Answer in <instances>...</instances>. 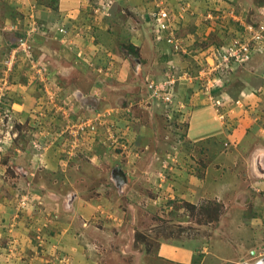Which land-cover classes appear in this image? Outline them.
I'll list each match as a JSON object with an SVG mask.
<instances>
[{
  "label": "rangeland",
  "instance_id": "1",
  "mask_svg": "<svg viewBox=\"0 0 264 264\" xmlns=\"http://www.w3.org/2000/svg\"><path fill=\"white\" fill-rule=\"evenodd\" d=\"M57 2L0 0V264H243L262 252L264 185L247 181L264 167L252 173L243 143L264 135H188L198 103L229 132L252 127L246 116L264 127V94L247 89L263 82L264 51L217 88L199 78L216 47L264 26V0H90L71 21ZM162 8L186 52L156 38ZM217 179L225 199L204 196Z\"/></svg>",
  "mask_w": 264,
  "mask_h": 264
},
{
  "label": "crops",
  "instance_id": "2",
  "mask_svg": "<svg viewBox=\"0 0 264 264\" xmlns=\"http://www.w3.org/2000/svg\"><path fill=\"white\" fill-rule=\"evenodd\" d=\"M57 1H58L57 2L58 16L63 18L66 21H71V19H70L71 17H73V18L77 17L78 18L79 15L77 13L80 12L82 9H86L90 6V0H57ZM51 11H52V13L55 14L54 10H51ZM255 57L256 56H254V58ZM248 65H251V64H248ZM244 81L248 86L250 85V83L248 82L250 80L245 79ZM178 86L179 85H177V87ZM257 87H258V85H251V87H248L247 89H249V92H251V94H252L253 89L257 88ZM221 90H224V89H221ZM220 97L224 98L225 103L228 102V99H226V96L220 94ZM255 99L256 98H254L253 100L255 101ZM195 108L196 109L194 110V113L192 116V120L190 123L189 135H188L193 140H199L201 138L214 136V135H217V134H220L223 132H227L228 135L232 138H233V136H238V135L243 136L244 135L245 136L244 140H246V138L249 140V138L247 136L248 135L251 136L252 131H255V133L257 132V134H259V135L260 134L264 135V130H263L264 127L261 128V127L255 125L256 123H258L259 119H256V120L252 119V120H254V121H252L250 118H248L246 116V115H248L247 113H245V116H246V118L244 117L245 121H247L249 124H254V123L255 124L252 127L250 125H246V124H245L246 125L245 126L239 121V122H237V127H236L237 129L234 132H229L227 130H229L230 127H226L221 121H219L218 116H217L216 112L214 111V109L211 110L209 107H205L203 103H198L197 106H195ZM240 112L241 111H239L238 113H240ZM249 128L252 131H250ZM244 143H245V141H244ZM244 143H243V145H245L244 146L245 148L243 147L244 150L246 148H248V150L244 151L243 154L245 155L246 153H248L250 157L251 156L253 157L252 161H251V159L249 160V163H250L249 166H251L253 168V170H252V171H254V172H252L253 174L255 172L257 173L259 170H261V167H264V163L260 164L261 161L259 162V160L256 158V155L264 154V144L263 145L261 144L260 146L254 145V146H252V148H250L248 146V142H246V144H244ZM236 145L233 143L229 144L228 145V148H229L228 152L230 153L231 148L234 149V147ZM224 155L225 156L227 155L226 152L224 153ZM259 176H260V178H256L257 181H255L256 179H254V177H252L251 179H248L247 184L258 183V184L264 185V176H261V174ZM221 183H222V187H221V189H222L223 187H225V180H223V182H221L220 179H217L214 182H210V183L208 181L207 185L210 186V185L214 184V189L213 190L212 189H209V190L206 189L204 196H210L212 194V195L217 196L219 198L225 199L230 193H233L229 189H223V190H220L219 192H216L217 188H220L219 186L221 185ZM263 189H264V187H263ZM243 192H246V191H243ZM249 195L250 194L247 193L245 195L246 197L244 199H247ZM261 244H263V243H261ZM261 244H259V245H261ZM255 247L254 246L250 247L246 251L247 254L245 253L242 257H240L239 259H241V260L238 259V261H239L238 263H240L242 261L241 263H243V264H246V263L264 264L263 258L259 256V254L261 252L259 250L255 249ZM169 254L175 261L181 259V263L182 262L186 263L189 260L193 259L192 253L183 254V253L179 252V250L171 251V252H169Z\"/></svg>",
  "mask_w": 264,
  "mask_h": 264
},
{
  "label": "built area",
  "instance_id": "3",
  "mask_svg": "<svg viewBox=\"0 0 264 264\" xmlns=\"http://www.w3.org/2000/svg\"><path fill=\"white\" fill-rule=\"evenodd\" d=\"M218 10L220 11L221 8H218ZM223 12H224L223 10L220 11L221 14ZM153 20H154V23H153L152 28L153 29L155 28L157 39L163 37L169 43H173V42L175 43L174 45L175 51L181 48L182 51L186 52V50L181 46L177 38L174 41L173 29H171L173 27L171 24L172 16L170 15V12L166 8H162L157 13H155ZM247 28L250 34L248 38H245L246 40H243V38L235 37V38H232L231 42L218 46L214 49L215 52H217V54H215L216 58L217 59L220 58V59L216 63L212 62L214 64L212 68L204 69L203 71L199 73V78L207 79L206 84H207L208 90L211 88L212 89L217 88L223 84L224 79L222 75L226 70L233 68L232 65H237L242 62L250 61L254 58V56H256V54H259L262 51H264V26L263 24H260L259 27L256 29L251 25H249ZM169 31H170V35L165 36V35H168ZM59 33L63 35H67V30L64 27H61L59 29ZM262 77H263L262 84L259 87L254 88L252 91V94H255V95L264 94V71L262 72ZM164 84H165V87L164 85L163 87L165 89H168L163 94L164 102L169 106V113L170 112L173 113L176 107H178L176 106L177 103L173 97L174 96L173 89L175 88L176 82L174 80H170V81H164ZM243 96H245V94H243ZM215 100H216L217 105H220V106L224 105V101H223L224 99L221 100L217 98ZM180 106H184V105H180ZM218 116L221 120L225 119L224 114H220ZM259 256H261L264 260V249L259 254Z\"/></svg>",
  "mask_w": 264,
  "mask_h": 264
}]
</instances>
